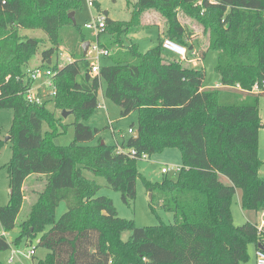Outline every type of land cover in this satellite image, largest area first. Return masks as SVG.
<instances>
[{"label":"trees","instance_id":"16d2710c","mask_svg":"<svg viewBox=\"0 0 264 264\" xmlns=\"http://www.w3.org/2000/svg\"><path fill=\"white\" fill-rule=\"evenodd\" d=\"M77 3L0 0V108L13 109L15 138L8 165L11 201L0 207V226L6 231L16 226L26 201L24 185L34 175V199L20 223V237L40 235L38 246L48 253L38 264H245L248 246L260 248L264 238L257 224L234 223L232 202L239 192L244 211L264 210L259 153V130L264 127L259 96L264 88L255 95L238 91H252L264 81V0L179 1L206 19L205 49H197L180 24L176 0H138L129 21L106 16L105 28L97 32L102 47L111 50L114 43L116 50L109 55L114 63L101 66L98 73L92 72V62L84 54L89 38L69 17ZM154 5L171 9L165 38L198 50L200 58L210 49L218 51L217 71L224 88H206L205 70L164 49L165 38L145 52L137 43H125L124 36L141 28L140 9ZM25 29L43 30L52 43L42 52L44 64L39 67L55 73V105L76 115L69 145L53 142L66 125L48 108L51 98H27L34 81L26 68L41 41L25 36ZM106 32L114 36L110 46L100 42ZM62 46L68 48L71 61L59 67L53 55ZM102 81L105 95L120 106L122 116L138 112V138L136 131L121 143H93L101 130L82 119L99 107ZM168 148L181 151L180 170L158 182L143 179L151 193V209L171 213L172 223L136 226L134 220L121 217L113 199L99 195L101 185L84 174L89 170L104 175L129 205L137 197L141 177L137 161ZM63 201L68 209L57 218ZM126 232L128 239L123 237ZM11 244L0 235V250Z\"/></svg>","mask_w":264,"mask_h":264},{"label":"rangeland","instance_id":"374dc122","mask_svg":"<svg viewBox=\"0 0 264 264\" xmlns=\"http://www.w3.org/2000/svg\"><path fill=\"white\" fill-rule=\"evenodd\" d=\"M129 4L128 0H97L99 5L90 6L88 0H78L77 7L73 10L76 15V22L80 25L82 31L89 38L90 42H97L98 36L96 30L88 29L86 24L94 22L97 19L98 14L105 13L107 17L119 21H129L132 18L133 4H137L138 0H131ZM181 0H176L179 3ZM139 8V7H138ZM171 9L154 5L145 9H140V29L128 36H124L125 43L131 44L137 43L141 51L145 52L150 48L156 46L159 43V38L168 37L165 32L169 25L170 17L168 14ZM175 13L181 25L186 28V34L192 36L198 46L197 49H205L208 44V26L205 23L206 19L200 18V14H197L191 8L185 7L183 4L178 5L175 9ZM68 27H64L62 30H67ZM71 29V27H70ZM160 31V32H159ZM98 33H100L98 31ZM23 34L27 37H36L41 43L39 49L33 54V57L29 61V66L26 71L29 72L37 66L44 64L42 52L52 46L51 41L48 39L46 33L41 29H25ZM114 40V36L109 32L102 33L100 36V42L110 46L109 41ZM114 43L111 46L114 50ZM118 48V47H117ZM116 53V52H115ZM174 54V53H173ZM178 57L177 54H174ZM71 57L67 47H61L60 50L53 55V64L58 63L59 67L64 66L69 62L68 58ZM114 58L110 56H102L100 61H95L91 58V62L99 63L100 67L103 65H111L114 63ZM219 61V53L217 50L210 49L206 52V55L193 62V66L199 69H203L206 72L205 84L209 87H215L220 82V75L217 71V65ZM42 82V79L35 81L33 85H38ZM105 81H102V87L99 91V107L88 117L83 118L82 121L94 128L101 130L100 134L93 141L98 143L101 139L107 144H116L117 141L123 142L134 134L129 133V129L132 128L136 132L138 129V112L134 111L128 116H122L120 106L111 98L105 95ZM230 89V88H229ZM233 89V88H232ZM244 96L255 95L257 91H238ZM45 95L46 99H50L47 106L54 112L56 118H63V122L66 125V129L62 130L58 135L53 137L55 145H69L74 140V125L76 120L74 113L69 114L67 117L63 116L64 111H68L65 108L57 107L55 105L56 98L49 95L50 88L41 93ZM260 115L264 117V95H260ZM14 111L10 108H0V207L6 206L11 201L10 196V173L9 163L14 155L15 138H11V132L13 130ZM47 123L45 122L44 129H47ZM59 129V128H58ZM57 129V130H58ZM56 132V130H53ZM52 134V132H51ZM260 142V158L263 161V167L261 170L264 175V127L259 130ZM50 136V135H49ZM181 161V152L177 148H168L162 153H156L153 155H147L140 158L137 161L138 170L141 177L137 182V197L131 204H127L122 199V194L114 190L109 186L107 179L104 175H96L95 173L85 170L84 174L91 180L96 181L101 185L99 195H106L113 199L114 204L121 217L131 219L135 221L138 227H152L159 225L161 222L172 223L174 221L173 215L162 208H158L157 212H154L150 207L151 193L147 190L143 177L150 179L153 182L162 181L165 176L173 177L176 172L177 164ZM163 167H170L171 172L165 174L162 172ZM175 168V169H174ZM36 179L33 175L29 177L24 185L26 193V201L24 202L22 211L18 217L16 226L7 231L8 240L12 243L11 248L8 250H0V262L4 264H17L18 260L22 259L25 264H38L39 260L43 259L48 250L44 247L38 246L40 235L34 236L32 239H27L21 236L20 223L24 219V216L29 211L30 201L34 199L32 194V182ZM240 193L238 192L233 197L232 202V214L233 221L236 225H241L250 221L259 225L261 223V212L254 210L244 211L239 201ZM67 203L63 201L57 209V218H60L67 211ZM4 231V228L0 226V233ZM129 232H126L123 237L128 239ZM35 248L36 255L29 256L30 250ZM15 251V252H14ZM257 247L255 244L248 246V259L245 264H258L257 263ZM11 256H15V262L11 263ZM45 258V257H44Z\"/></svg>","mask_w":264,"mask_h":264},{"label":"built area","instance_id":"2783aa9c","mask_svg":"<svg viewBox=\"0 0 264 264\" xmlns=\"http://www.w3.org/2000/svg\"><path fill=\"white\" fill-rule=\"evenodd\" d=\"M95 1L96 0H88V3L90 6H94L95 5ZM106 15L102 12L100 14H98V17L96 20H94V22H89L86 24V27L88 29H92V30H96V32L102 30L105 28L106 26ZM163 48L170 51L171 53L177 54L178 57L182 60L185 61H189V62H195L197 60H200V54L198 52V50H193L190 51L188 50V48L184 45L178 44L175 41H173L170 38H165L163 41ZM111 54V50H109L108 48L102 47L98 42H91V45L89 47L88 50V57L91 60L94 59L95 61H100V58L102 56H109ZM69 61H71L70 58H68ZM100 71V65L99 63L97 64L96 62H92V72L93 73H98ZM54 72L49 69V68H43V67H35L34 69L31 70L30 72V79L34 81H37L39 79H42V82L38 85H33L31 88H29L27 90V98L30 101H36V102H42L43 99L45 98V95H42L41 93H38V91L41 92H45L46 89L50 88V94L51 96H55L57 94V89H56V85L54 82ZM264 88V81L262 83V85L260 83H256L253 87L252 91H259L261 89ZM251 92V91H248ZM129 133L134 134L135 131L134 129L130 128L129 129ZM133 153H135V150L132 149ZM144 156H147V154H144ZM181 167H176L175 172L179 171ZM170 167H163L162 168V172L165 174H168L171 172ZM261 223L259 225H257L258 227V231L259 234L262 236V238H264V210L261 211ZM0 235H3L5 237H7L8 232L6 230H4L3 232L0 233ZM262 243H264V241H262ZM263 245V244H262ZM35 248H33L32 250H30L29 252V256H34L35 255ZM15 252V251H14ZM257 263L258 264H264V245L263 248H257ZM14 260V257L11 258V262Z\"/></svg>","mask_w":264,"mask_h":264},{"label":"water","instance_id":"95a60500","mask_svg":"<svg viewBox=\"0 0 264 264\" xmlns=\"http://www.w3.org/2000/svg\"><path fill=\"white\" fill-rule=\"evenodd\" d=\"M69 17L72 19V21L74 22V24L77 23V22H76V15H75V12H74V11L70 12ZM90 45H91V42H90V41H86V42L83 44V49H84V54H85V55H87ZM51 63H52V60L50 59V60L48 61V64H51ZM71 113H72V111H64V112H63V116L67 117V116H68L69 114H71ZM134 137H135V138H138V137H139V132H138V131L136 132V134L134 135ZM259 246H260L261 248H263V245H262V244H260Z\"/></svg>","mask_w":264,"mask_h":264},{"label":"crops","instance_id":"0c3cea01","mask_svg":"<svg viewBox=\"0 0 264 264\" xmlns=\"http://www.w3.org/2000/svg\"><path fill=\"white\" fill-rule=\"evenodd\" d=\"M160 32V31H159ZM206 88H212V87H209V86H207L206 85ZM213 88H224L220 83H218L215 87H213ZM225 89H227V88H225ZM239 91H241V90H239ZM40 93H42V92H40ZM262 117V116H261ZM262 119L264 120V117H262ZM118 143H120V141H117ZM260 142L262 143V139L260 138ZM260 146V145H259ZM180 151V150H179ZM181 152V151H180ZM260 153V152H259ZM182 163H183V160H182V154H181V161L177 164V166L178 167H181L182 166ZM221 179L224 181V182H226V183H229V179L228 178H226L225 176H221ZM239 198H240V196H239ZM239 201H240V199H239ZM240 204H241V202H240ZM47 253L48 252H46V254H45V256L47 255ZM35 255H36V251H35ZM34 255V256H35ZM33 256V257H34ZM44 256V257H45ZM14 257V260L11 262V258H13ZM43 257V258H44ZM11 258H10V261L9 262H11V263H14L15 262V258H17V257H15V256H11ZM17 264H25L24 263V261L22 260V259H20V260H18V263Z\"/></svg>","mask_w":264,"mask_h":264}]
</instances>
